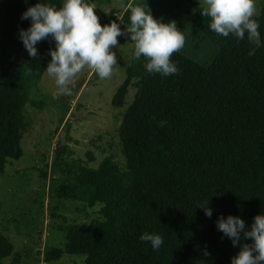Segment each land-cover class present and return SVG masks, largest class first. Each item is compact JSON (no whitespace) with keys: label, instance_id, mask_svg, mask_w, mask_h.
Returning a JSON list of instances; mask_svg holds the SVG:
<instances>
[{"label":"trees","instance_id":"16d2710c","mask_svg":"<svg viewBox=\"0 0 264 264\" xmlns=\"http://www.w3.org/2000/svg\"><path fill=\"white\" fill-rule=\"evenodd\" d=\"M186 1L202 34L193 37L216 48L213 58L195 60L191 49L200 46L185 34L190 49L171 58L178 75L149 74L145 58L132 60L111 100L114 108H122L135 89L118 128L123 167L111 157L96 168L69 161V147L58 143L50 197L100 205L101 219L60 226L65 245L47 249L45 264L65 255L83 256L84 264H231L239 248L222 239L217 217L240 216L250 228L253 218L264 214V5L254 17L260 40L249 42L247 33L243 41L218 36L209 28L211 19L201 15L203 8ZM36 3L59 8L63 0H0V175L23 156L21 143L32 129L26 106L42 108L31 98L32 89L45 74L54 42L41 41L39 55L31 58L18 38L19 29L30 26L20 19L22 13ZM128 6L118 12L130 26L133 6ZM252 48L256 55L250 57ZM208 201L210 219L199 208ZM144 233L164 237L159 251L141 242ZM8 258L21 264L0 233V264Z\"/></svg>","mask_w":264,"mask_h":264},{"label":"rangeland","instance_id":"374dc122","mask_svg":"<svg viewBox=\"0 0 264 264\" xmlns=\"http://www.w3.org/2000/svg\"><path fill=\"white\" fill-rule=\"evenodd\" d=\"M193 1L202 8L206 6L204 0ZM128 3V7H135L143 0L94 3L101 25L116 22L126 31L129 25L121 21L118 11H124ZM145 3L154 18L165 23L176 21L178 29L188 34L192 43L197 42L200 48L191 49L195 60L208 63L213 58L216 48L193 37L200 33L196 32L195 10L186 0H145ZM263 5L264 0H257L255 17H259ZM117 39L119 44L113 51L119 67L112 78L100 79L94 70L85 68L73 80V94L64 96L57 94L55 81L45 73L32 89L31 98L42 102V108L30 103L26 106L32 129L21 143L23 156L19 161L11 160L5 173L0 175V233L21 256V264H45L43 255L47 249L63 248L66 240L60 226L101 219L100 205L89 208L79 202L50 197L51 164L60 141L71 151L69 161L81 160L96 168L111 157L120 167L125 164L118 128L135 89L130 88L122 108H114L111 100L125 80L134 46L127 37ZM184 48L190 49V46L186 43ZM43 172L47 173L46 179ZM11 263L12 258L3 261V264ZM51 264H84V257L65 255L61 261Z\"/></svg>","mask_w":264,"mask_h":264},{"label":"clouds","instance_id":"9594fccd","mask_svg":"<svg viewBox=\"0 0 264 264\" xmlns=\"http://www.w3.org/2000/svg\"><path fill=\"white\" fill-rule=\"evenodd\" d=\"M257 0H204L201 15L209 17V28L218 36L233 37L243 41L247 33L249 42L260 40V24L256 16ZM97 6L90 0H63L62 7L52 3H36L22 13L20 19L29 21L27 29H19L18 38L29 57L36 58L37 45L51 40V57L46 70L47 76L55 81L58 95L71 96L73 80L85 68L94 70L100 79H109L119 67L113 48L118 46V37H127L133 42L132 58L146 59V71L162 77L178 75L180 69L171 58L186 44L184 32L176 21L163 22L151 14L145 0L130 9V26L122 30L121 24L111 22L101 25L95 10ZM248 55L255 56L256 48ZM209 201L200 206L207 218L213 216ZM216 229L227 238L233 248H239L231 258V264H264V214L253 218L250 228L240 216L222 214L215 222ZM251 240L252 243L244 241ZM141 242H148L153 251H159L165 243L160 234L144 233ZM207 255V252L205 253Z\"/></svg>","mask_w":264,"mask_h":264}]
</instances>
